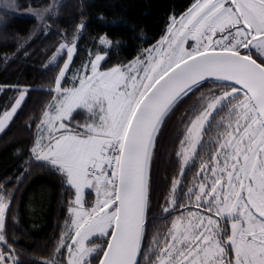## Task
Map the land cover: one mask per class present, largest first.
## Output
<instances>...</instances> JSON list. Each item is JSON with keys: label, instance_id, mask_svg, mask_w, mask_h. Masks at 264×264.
Instances as JSON below:
<instances>
[{"label": "snow or ice", "instance_id": "6c2138e0", "mask_svg": "<svg viewBox=\"0 0 264 264\" xmlns=\"http://www.w3.org/2000/svg\"><path fill=\"white\" fill-rule=\"evenodd\" d=\"M3 7L13 4L4 0ZM25 47L20 42L18 51ZM77 50V43L59 45L67 60L29 157L74 189L70 228L62 230L56 249H67V264H93V254L98 264H264V0H194L132 62L102 70L105 57L97 54L77 70L78 85L66 88L62 81ZM209 82L199 109L181 119V174L198 147L208 145L211 154L200 156L187 204L165 201L163 213L174 215L171 227L145 248L158 137L176 107ZM12 87L17 94L4 105L0 132L28 99V89ZM77 110L88 114L83 131L65 123ZM179 184L173 180V192ZM4 187L0 264H26L14 248L4 251L11 247L6 228L15 198V189ZM86 189L96 194L90 208ZM91 237L105 238L106 247L86 246Z\"/></svg>", "mask_w": 264, "mask_h": 264}, {"label": "trees", "instance_id": "16d2710c", "mask_svg": "<svg viewBox=\"0 0 264 264\" xmlns=\"http://www.w3.org/2000/svg\"><path fill=\"white\" fill-rule=\"evenodd\" d=\"M9 2L13 7L0 8V37H9L0 39V115L9 98L17 94L12 86L28 89L29 95L25 106L0 133V185L5 186L4 191L15 189L6 228V240L11 247L4 251L14 248L26 264H44L50 260L55 264L61 261L67 264V249L60 252L56 249L62 230L70 228L67 205L74 199V189L62 184L61 177L49 167L41 169L29 159L36 139V126L52 99V89L65 54L57 55L55 63L51 58L62 42L76 37L78 50L72 61L73 67H80L95 54L105 56L102 70L128 64L155 45L171 18L183 14L194 0ZM3 4L4 0H0V5ZM36 12L41 16L35 15ZM20 42L26 47L18 51ZM211 87L209 82L185 98L170 114L157 140V147L162 151L158 164H164L163 154L168 141L184 125L181 119L195 114L200 107L201 95L208 93ZM87 115L84 110H77L73 113L74 119L67 124L74 129L80 125L79 130L83 131ZM22 172L25 177L18 184L17 177ZM86 193L87 199L93 195L91 191ZM104 241L105 238H98L91 243L96 242L104 248ZM97 252L102 254L100 249ZM93 259V264H97V256Z\"/></svg>", "mask_w": 264, "mask_h": 264}, {"label": "flooded vegetation", "instance_id": "af4514ba", "mask_svg": "<svg viewBox=\"0 0 264 264\" xmlns=\"http://www.w3.org/2000/svg\"><path fill=\"white\" fill-rule=\"evenodd\" d=\"M183 129L184 125L175 133V137H172L168 141L165 154H163L165 156L163 159L164 164L157 163L162 152L161 147L156 146L153 155L149 181L148 232L144 242L145 248H147L154 235L159 233L163 237L167 229L171 227L174 215L163 213L162 206L165 204V201L175 199L178 205L187 204L189 200L188 188L199 179L196 173L199 171L200 156L207 158L211 154L208 151V145L205 144L202 148L198 147V155L190 162L185 172L181 174L176 152L181 150L180 140L183 139ZM215 132L216 130L213 129L212 135H215ZM205 139L207 140L208 137ZM174 179L180 180V184L176 186L175 192L172 190ZM192 210L195 211L196 209L193 208ZM140 259L143 261V257H140Z\"/></svg>", "mask_w": 264, "mask_h": 264}, {"label": "rangeland", "instance_id": "374dc122", "mask_svg": "<svg viewBox=\"0 0 264 264\" xmlns=\"http://www.w3.org/2000/svg\"><path fill=\"white\" fill-rule=\"evenodd\" d=\"M182 15V14H181ZM178 18V17H177ZM62 43H68V44H72V43H76V37L74 38V39H70V40H67V41H64V42H62ZM191 43H193L192 41H189V44H191ZM103 44H105L106 45V43H103ZM255 51V50H254ZM61 54H63V53H61L60 51H59V47L57 48V51L54 53V56L51 58V62H56L57 61V58H58V56L57 55H61ZM65 59H64V62H63V64L66 62V60H67V56H66V51H65ZM75 55V54H74ZM95 55H97V54H95ZM94 55V56H95ZM99 55H102V54H99ZM258 55V54H257ZM94 56L93 57H90V58H94ZM104 56V55H103ZM105 57V56H104ZM88 60H89V58L87 59V60H85V61H83V63L81 64V66L80 67H73L72 66V63H71V66H70V70L68 71V73L66 74V78H65V80L64 81H62V86L63 87H66V88H71L72 86H73V84L75 83V84H77L78 85V81H77V70H79V69H82V67H83V65L84 64H86L87 62H88ZM63 64H62V66H61V68L63 67ZM129 64V63H128ZM125 65H127V64H125ZM60 68V69H61ZM106 70H108V69H106ZM60 71V70H59ZM58 75H59V72H58ZM57 75V76H58ZM55 88V85H54V87H53V89ZM53 95H54V92H53ZM52 100V99H51ZM50 103H51V101L50 102H48V104L46 105V108L43 110V112L41 113V118H40V120H39V122H38V124H40V121H41V119H43L44 118V112L45 111H48L49 110V105H50ZM10 110V109H9ZM2 115V114H1ZM67 122L68 121H65V123L67 124ZM1 133V132H0ZM35 134H36V138L38 137V134H39V132H38V128H37V126H36V130H35ZM86 192H88V189H86L85 190ZM94 195L96 196V194H94L93 193V195L92 196H90L89 195V199H87L86 198V195H85V197H84V199H85V207H89V205H90V207L91 206H93L94 205V203L95 202H92V200H93V198H94ZM91 198V199H90ZM91 201V202H90ZM89 207V208H90ZM71 234V233H70ZM98 238H101V237H91V238H89V240H87V241H85V245L86 246H88V247H92V246H95V245H97L98 243H91L93 240H95V239H98ZM69 242H71V241H69ZM99 245V244H98ZM97 256V254H93L89 259H91L92 261H94V259H93V257L95 258Z\"/></svg>", "mask_w": 264, "mask_h": 264}, {"label": "crops", "instance_id": "0c3cea01", "mask_svg": "<svg viewBox=\"0 0 264 264\" xmlns=\"http://www.w3.org/2000/svg\"><path fill=\"white\" fill-rule=\"evenodd\" d=\"M88 191H91L92 193L95 194L94 190H92V189H88ZM95 200H96V196L94 195V198H93L92 202H95Z\"/></svg>", "mask_w": 264, "mask_h": 264}, {"label": "water", "instance_id": "95a60500", "mask_svg": "<svg viewBox=\"0 0 264 264\" xmlns=\"http://www.w3.org/2000/svg\"><path fill=\"white\" fill-rule=\"evenodd\" d=\"M106 247V246H105ZM101 256H102V254H101ZM97 264H98V262H97Z\"/></svg>", "mask_w": 264, "mask_h": 264}]
</instances>
